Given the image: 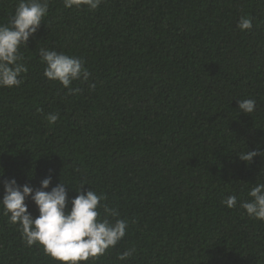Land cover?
<instances>
[{"label": "trees", "instance_id": "trees-1", "mask_svg": "<svg viewBox=\"0 0 264 264\" xmlns=\"http://www.w3.org/2000/svg\"><path fill=\"white\" fill-rule=\"evenodd\" d=\"M18 2L0 0V25ZM40 48L85 62L79 93L43 76ZM20 52L24 82L0 88V199L7 180L36 190L49 175L47 190L60 181L69 199L81 185L103 193L128 229L87 264H264V221L239 207L264 182V0H49ZM243 99L253 113L239 112ZM246 150L258 153L249 164ZM18 228L0 210V264H56Z\"/></svg>", "mask_w": 264, "mask_h": 264}, {"label": "clouds", "instance_id": "clouds-1", "mask_svg": "<svg viewBox=\"0 0 264 264\" xmlns=\"http://www.w3.org/2000/svg\"><path fill=\"white\" fill-rule=\"evenodd\" d=\"M62 2L65 9L86 6L89 10H96L103 0ZM48 7L49 0H19L10 25H0V88L19 87L24 82L22 74L28 72V66L20 48H27L29 39L47 16ZM237 28L242 32L251 30L252 20L248 16H241ZM38 55L44 65L43 76L46 79L58 82L71 94L81 91L71 85L76 80H88L89 72L82 59L47 48H40ZM95 87L94 83L89 84L90 90ZM255 108L254 99L237 101V109L242 114H251ZM58 118V113H48L45 117L49 124H54ZM257 155L255 150H246L238 156L242 162L249 164ZM50 184V175L40 182L36 190L27 184L18 185L15 179L3 184L0 210L8 217L9 223L19 226L26 247H40L56 264H87L89 260L103 256L125 237L128 222L117 219L116 210L103 204L106 200L103 193L97 194L89 188L82 191L84 185H81L75 191V198L69 199L65 184L59 181L49 191ZM248 197L249 200L241 202L239 207L249 218L264 221V182L255 184ZM26 200L35 205L38 213L35 217L29 211ZM221 203L228 209H234L238 198L229 195ZM109 218H112L111 222ZM134 252L135 248H130L119 254L117 259L127 261Z\"/></svg>", "mask_w": 264, "mask_h": 264}]
</instances>
